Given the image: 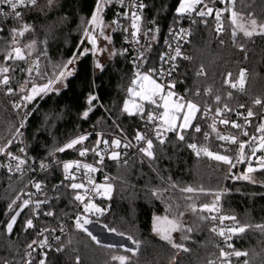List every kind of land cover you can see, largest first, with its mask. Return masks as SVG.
<instances>
[{"label":"trees","instance_id":"trees-1","mask_svg":"<svg viewBox=\"0 0 264 264\" xmlns=\"http://www.w3.org/2000/svg\"><path fill=\"white\" fill-rule=\"evenodd\" d=\"M181 2L150 0L144 11L140 46L150 68L160 65L165 50L164 39L182 21L183 15L177 14ZM96 4L97 0H55L49 8L46 0H38L37 6L25 10L20 20L3 25L0 66L15 69L8 75L11 86L17 88L13 95L19 99L23 95L19 87L24 86L26 81L29 82L28 88L32 82H47L37 77L35 71L31 76L28 74L27 69L37 59L40 69L51 75L60 70V65L76 56L72 63L73 74L61 91L49 92L30 103L24 102L27 106L23 107V113L29 117V149L38 159H56L60 163L74 159L78 157L79 150L97 149L102 141L110 139V133L118 132V128L133 136L141 127L139 114L130 116L123 110L136 75L132 72V61L126 54L122 23L117 20L114 10L109 9L102 22L113 30L112 44L116 53L99 71L96 70L91 46L84 39V28L91 20ZM220 8L223 9L220 28L216 26V16L205 23L197 22L183 54L191 59L185 60L183 56L179 59L175 85L188 92L201 106L224 107L227 104L233 112L251 109L261 115L264 113V32H253L251 36H246L244 32L252 29V19L257 21V27L264 24V0H235L234 5L228 0ZM233 10L238 13L235 23L231 15ZM25 23L31 25L32 30L20 37L19 46L27 62L5 61V55L11 50L10 30L21 28ZM33 41L35 45L29 49L27 45ZM83 48H88L89 52L80 55ZM201 67L204 75L197 76L196 72ZM242 70L245 76L241 90L239 78ZM230 83H236L237 87H231ZM209 90L211 95L207 94ZM217 95L221 97L219 105L215 100ZM89 96L96 97L91 106ZM256 99L261 100L260 105L255 104ZM85 111H89L87 118L83 116ZM201 121V113H198L194 124ZM17 127L16 117L0 96V147L8 143ZM216 133H212L210 140H204L201 134L189 130L185 141H179L175 133L163 144H154L155 158H149L146 165L136 162L126 167H111L112 196L97 203L105 211L104 217L96 223L99 227L97 230L102 233V230L109 232L108 228H115L125 235L109 233L126 239L131 236L138 244L137 247L129 240L134 246L135 255L125 251V247L98 245L76 225L70 224L68 234L48 255L46 264H77V258L79 264H121L119 260H113V256L128 257L126 264H218L216 236L211 230L212 212H201L200 208L203 204L211 206L215 193L221 190L227 191L224 196L225 212L242 225L252 226L232 240V249L247 253L232 264H245V261L247 264H264V233L255 227L264 225V172L251 176L255 182L235 179L228 175L227 165L203 153L197 156L187 147L188 143H197L198 147L206 145L212 151L222 152V143L216 139ZM81 135L89 136V139L75 149L55 151L58 146ZM98 141L101 142L98 144ZM60 163L54 164L43 176L47 194L65 173L63 163ZM246 164L240 165L234 175L245 174ZM25 182L0 175V264H20L31 248L33 232L26 225L31 217L29 209L20 212L11 233L6 227L11 216L19 209L18 205L22 204ZM185 187H192L196 191H181ZM56 194L51 204L45 207L47 212L54 213L52 223L75 211L76 193L73 190L63 187ZM17 196L22 199L10 211L9 205ZM192 204L197 207L195 213L190 209ZM201 216L207 219H201ZM156 217L181 222L183 231H174L171 236L175 243H182L188 248L187 252L173 248L153 230ZM189 228L191 232L187 231ZM184 236L188 238L184 239Z\"/></svg>","mask_w":264,"mask_h":264},{"label":"snow or ice","instance_id":"snow-or-ice-1","mask_svg":"<svg viewBox=\"0 0 264 264\" xmlns=\"http://www.w3.org/2000/svg\"><path fill=\"white\" fill-rule=\"evenodd\" d=\"M107 0H97L96 4V12L91 17V20L88 21V24L94 25L99 27L101 25V20L99 17V13L102 10V7L104 3H106ZM202 0H182L180 7L177 9L180 13L189 12L193 9L194 5L197 3H201ZM230 3L234 5L235 0H229ZM47 6L51 8L55 0H46ZM38 4V0H0V6L7 5L8 8H10L11 12H5L2 8H0V13H2L4 16H14L16 19H21L22 14L17 9L19 7H29V8H35ZM139 7H143V5H139ZM213 12L212 8H208L207 12L200 11L198 14L201 16L211 14ZM220 12H216V18L217 20L220 19ZM233 17V23H235V20L238 16V13L236 11H232L231 13ZM139 19L133 13V23L132 27L133 29H137L136 20ZM113 23H116L115 21ZM251 25L253 28L257 27V21L255 19L251 20ZM261 29H264V24L259 25ZM32 30L31 25L25 23L22 25L21 28H13L11 29V50L7 52L4 59L5 61H25L26 56L23 52V49L19 46V40L18 37H23L25 32ZM138 30V29H137ZM2 31V29H0ZM183 31V30H181ZM244 34L246 36H251V31H245ZM84 35L87 37L88 42L93 45V49H95L96 46V38L90 34L89 28H84ZM101 35H103V28L101 27ZM132 35L136 36V31L132 33ZM235 35V33H233ZM105 39H108L107 36H105ZM35 45V41H33L31 44L27 45L29 49H31ZM89 52L88 48H83L82 51L79 53L80 55H85ZM30 54V53H29ZM182 52L179 45L175 48V56H169L168 59L171 61L176 60L177 57H181ZM185 60L191 59L188 56L182 57ZM76 59V56L74 55L73 58L69 59L65 64H62L59 66V71L55 74H49L45 70H41L39 67V60L37 59L35 63L27 69L29 76L32 75V72L35 71L36 76L40 77L42 79H45L47 82L38 84L35 82L31 83V87L28 88L27 84L28 81L25 82L24 86L19 87V92L23 93L21 96L22 102H32L37 97H42L43 95H47L49 92L55 91L54 85L59 83L61 80L65 79L66 76H71L73 74L72 71L68 70V65H71L74 60ZM163 60L164 57H161ZM97 67H101L99 64H97ZM15 69L9 68L8 66H0V86H4L6 88L7 95H12L17 91L16 87L11 86L10 84V76L8 73L10 71H14ZM23 70V69H22ZM176 70V65L173 64L170 69L168 70L167 75H171L173 71ZM156 74V69H150L147 73L141 74L137 73V77L139 80V85L137 89H129V92L132 93L139 101L142 103H133L131 106L128 102H125L124 105V111L128 113L129 115H137L140 114L143 116L144 113V104L147 103L149 105L154 106V109H162L158 114L155 111L149 112L147 114V121L152 122L155 120H159L160 124L154 128V134L155 139L158 140L161 144L164 143V139L162 138V135L164 132H174L176 133V137L179 141H185L186 140V133L189 129L192 130L194 133H201V127L199 124H194L193 121L197 119V113H201L204 117H207L208 113L211 111V108H205L203 111L201 107L194 102L193 100H185L182 97L178 98L177 101H172V97L175 96V93L171 91L172 88L175 87V82H170L167 85L163 83L157 82V79L153 78V75ZM165 73L163 70L160 71L159 77L163 78ZM197 76L204 75L203 67L199 71L196 72ZM231 74H229L230 77ZM245 73L242 70L240 73L239 78V86L241 90L243 89V81H244ZM133 84H137V81L134 80ZM230 86L233 88L237 87L236 83H230ZM167 87V91H165ZM208 95H211V90L208 91ZM196 95H199L197 93ZM230 95V94H229ZM95 96H89L88 103L91 106L92 101L95 100ZM215 100L217 102V105H219V102L221 101V97L217 95L215 97ZM255 104L260 105L261 100L256 99ZM21 106L26 107V104L16 103L13 105L15 108H20ZM243 107V106H241ZM135 109V111H133ZM89 111H91V107H89ZM89 111H85L83 113V116L85 118L88 117ZM231 109L228 108V105L225 104L223 108L217 106L215 108V114L217 117H222L224 113L230 112ZM27 115V114H26ZM255 114L251 109L247 112V117H245L246 124H250L251 122L247 119L248 117H252ZM216 123L217 121L215 118H213V122L211 124L212 130L216 131ZM220 124L223 125H230L231 128L237 129V133L233 134H221L219 132L216 133V139L219 141L225 142V144L220 145L221 151H212L210 148L206 145H201L198 147L197 143H188L187 147L192 149L197 156H200L202 153L218 162H221L224 165H227L229 167V173L228 175L232 176L235 179H244V180H250L252 182H255L252 180V177L249 175L251 173H255L257 171L264 172V123H261L256 131L260 134L259 137L253 135L248 141H242L239 139V136H249V133L244 125H241L235 121H230L227 118H221L219 120ZM23 121L21 122L20 127H23ZM205 140L208 139L209 134L207 132L203 133ZM87 139V136L81 135L77 138L71 139L69 142L65 143L63 146H58L55 151L57 152H65L68 149H75L77 145H80ZM135 139L137 142L143 141L146 144V147H141L139 149L140 152H142L145 156L154 159V153H153V140L150 138H147L145 134L137 133L135 136ZM101 141H98L99 144ZM105 145L108 144V141H102ZM120 140L116 139L112 141L113 146L119 147L120 146ZM12 144V141H8V144L4 147H0V154H6L10 161H16L15 164V171L22 173L24 169L22 168V165H25L27 163L26 160L20 158L19 156L14 155L11 151H8L7 148ZM131 144H126L125 147H131ZM235 146V147H231ZM247 149V151H246ZM19 151L23 152L24 149H20ZM89 149L84 148L83 150H79L80 156H85ZM92 151H95L93 149ZM261 153V155L257 156V153ZM223 153V154H222ZM234 153V154H233ZM96 155H100L99 152H96ZM119 156V153L113 152L111 158L117 159ZM253 159L256 160L257 167L253 166ZM235 161V163H234ZM100 162H103V157H100ZM247 162V169L246 174L236 176L233 173H231V169H234L236 167V164L238 163H245ZM0 167H3V165H0ZM40 167L42 169H45L48 167V165H45L41 163ZM75 168L76 171H79L81 168L86 169V179H87V185L83 182H76L77 177L71 173L69 170ZM63 169L65 172V179L72 181L68 187H70L71 190H73L76 194L74 196L75 201H79L81 204H83V212L84 213H99L103 214L104 209L98 207L95 203L92 202L90 198V194L93 192H96L99 194V190L101 188V185H96L93 182V179L90 175V173L97 171L96 168H94L92 165L89 164H81L79 161L72 162V163H64ZM8 170L12 171L11 164L8 165ZM32 186L37 190V192L41 191V183L40 182H32ZM104 187V194L110 198V192L112 186L110 184L103 186ZM79 190H83V195L80 194ZM183 192L193 193L196 191V189H193L192 187H185L181 189ZM201 192H203V189H200ZM154 195L156 193H153ZM29 197H31L32 193H28ZM87 198V203H85V200ZM219 194L216 196V200H219ZM22 198L20 196H17L15 200L12 201V203L9 205V210H13V205H16V201L21 200ZM47 201H40L36 200L34 203V209L39 211L41 204L46 203ZM31 203L30 199H23L22 204L18 205L19 211H16L14 215L11 216L10 221L7 223V231L8 233H11L13 230V226L16 223L17 216H19L20 212L24 210V208H27L29 204ZM215 203V202H214ZM190 209L192 212L197 211V207L195 204L190 205ZM200 211H208L213 212L215 211L214 206H210L209 204H203L200 208ZM45 215L52 216L54 213L52 211H48L44 213ZM183 215V213H181ZM201 219H207L206 217L201 216ZM212 220H216V216L211 217ZM219 219L221 221L225 219H232L233 221L236 220L235 217H228V216H220ZM76 227L77 229L85 232L96 244L100 245L101 241L97 238L96 235H94L87 227L86 225L92 223L91 220L88 219L87 216H81L77 215L75 219ZM26 225L28 228L33 227V221L32 219H28L26 221ZM107 228V225H105ZM251 225L244 226L240 225L239 223H236L235 226H232L228 229L229 232L236 234V233H244L246 229L251 228ZM256 229L264 233V225H256ZM153 230L157 232L161 239L168 241L169 244L172 245L173 248H176L178 250H183L185 252L188 251V248L184 247L182 243H175L172 239L171 233L174 231H183L182 224L180 221L176 219H169L168 217H156L155 223L153 226ZM213 232H216V228L211 229ZM109 232L115 233L119 236H124L125 234L122 232H117L115 228H108ZM188 232H191L192 229H187ZM40 235H43V231H41ZM219 235L225 236L224 230H220ZM184 239H187V236L183 237ZM128 240H131L133 244H137L135 240L132 239L131 236L127 237ZM226 239H231L230 236H226ZM33 243H36L33 241ZM103 247L107 248H113V247H124L123 245H117V244H103ZM31 247V245H29ZM138 247V244H137ZM228 248H232L231 244L227 245ZM58 251L60 249H57ZM125 251L132 252L133 255L136 254L135 250L132 248L125 247ZM230 255H235L236 257L245 256L247 253L241 252L238 250L233 249L231 253L225 252L223 249L220 251V257L223 258L222 264H230V261H228V257ZM113 260H119L121 264H126L128 257L126 256H113ZM40 264H45L44 260L40 261ZM77 264H79V258H77ZM210 264H214V262H210ZM245 264H247V261H245Z\"/></svg>","mask_w":264,"mask_h":264},{"label":"built area","instance_id":"built-area-1","mask_svg":"<svg viewBox=\"0 0 264 264\" xmlns=\"http://www.w3.org/2000/svg\"><path fill=\"white\" fill-rule=\"evenodd\" d=\"M228 0H202L201 3H198L194 8L192 12L187 13L186 15H183L181 23L174 29H172L169 34L164 39V47L165 50L163 52L162 57L164 59H161V63L156 69V74L153 75L154 79H157V82L163 83L167 85L170 82H174V76L177 72V66L179 59L183 56L184 51L186 47L188 46L193 33L195 26L198 21H202L203 23L207 22L208 19L212 18L213 16H216V12L219 11L220 14H223V9L220 8L221 5L225 4ZM150 0H107L106 3H104L101 12L99 13V17L102 19L104 17L109 9H113L116 18L118 21L122 23L123 26V40L127 46V55L130 57L133 69V74L137 75V73H147L150 69L149 67V61L144 56V53L140 46V26L144 19V11L148 5ZM139 5H143V7H139ZM0 8L3 9L5 12H11L12 10L8 8L7 5L0 6ZM208 8H212L213 12L208 15L201 16L198 13L200 11L207 12ZM30 9L29 7H19L17 10L23 14L25 10ZM96 12V9H95ZM94 12V13H95ZM133 13L139 19L136 20L137 29H133L132 23H133ZM221 15L220 19L216 20V26L218 28L221 27ZM20 20V19H19ZM18 21V19L14 18V16L6 17L2 13H0V29L3 31V25ZM90 34H94L95 26L94 25H88ZM183 30V31H181ZM2 31H0V37L2 35ZM136 31V36L134 37L132 33ZM177 45L180 46L182 56L177 57L176 60L171 61L168 59L169 56H175V48ZM175 64L176 70L172 72L171 75H167L168 70L170 67ZM163 70L165 75L163 78L159 77L160 71ZM167 87L165 91H167ZM172 92L175 93L176 99L183 98L185 100H193L196 102L193 98L190 97L188 92H184L180 90L179 88L175 87L171 89ZM6 88L4 86H0V96L2 99L8 104L10 110L16 117L18 127L13 135V137L9 140L12 141V144L7 148L8 151H11L14 155L19 156L20 158L27 161L25 165H22V168L24 171L22 173L15 171V164L16 161H10L6 154H0V165H3V167H0V175H5L9 177H13L19 180H26L24 184V188L22 191V198L23 199H30L31 203L27 208H24V210L29 209L31 213L30 219L33 221V241L36 243L31 244L30 250L26 253L23 261L20 264H40L41 260L45 261L48 255L57 247V245L62 241V239L68 234L69 232V225L75 223V219L77 215L81 216H87L89 220L92 221V223H97L102 217L105 215V211L103 214L99 213H84L83 212V204H81L79 201H74V213L70 216H67L63 218L62 220H59L58 222H51L52 216L45 215L47 211L45 210V207L49 206L51 204V201L57 196V192L60 191L61 188H69L70 183L72 181L65 179V173L62 176V179L54 184L49 191V194L45 192L44 189V180L43 176L46 175L53 167L54 164L60 163V161L55 160H41L33 156L29 149V142H28V135H27V122H28V115H24L23 113V107L15 108L13 107L16 103H21L22 105L25 104L21 101V99L15 97L12 95H7ZM197 103V102H196ZM198 104V103H197ZM199 105V104H198ZM202 111L207 107L211 108V111L208 113L207 117H204L201 112V123L199 124L201 127V134L202 138L205 140L203 133L207 132L209 134V137L207 140H210L212 138V133L214 132L211 128V124L213 122V118L217 121L216 123V131L215 132H222L223 134H233L237 133V129L231 128L230 125H223L219 123V120L221 118H227L230 121H235L241 125H244L249 133V136H239V139L242 141H248L251 136L255 135L259 137V133L256 131L257 127L264 123V113L261 115H257L254 112V116L248 117L247 119L251 122L250 124H246L245 117H247L248 111L238 110L233 112L232 110L230 112L224 113L222 117H217L215 114V108L213 106H201ZM223 108V107H221ZM155 111L157 114L162 111V109H154V106L152 105H145L144 106V113L143 116L140 115L142 118L141 127L136 130V134L139 132L141 134H145L147 138H150L153 140V146L155 143H160L158 140L155 139L154 134V128L160 124L159 120H155L152 122L147 121V114L149 112ZM23 121V127H20L21 122ZM135 135L131 136L125 131H123L121 128H118V132L110 133V139H108V144L105 145L102 143L100 146H98L95 151H92L93 149H89L87 154L85 156H80L74 158V159H68L64 160V162L61 163H72L79 161L81 164H89L92 165L94 168L97 169V171L90 173L94 184L101 185V188L99 190V194L96 192H93L90 194V198L93 203L97 205L98 201L101 200H107L109 199L108 196L104 194V187L105 185L110 184L112 180V171L111 167H126L132 163H139L140 165L144 166L148 163L149 157L145 156L142 152L139 151L141 147H146V144L143 141L137 142L135 139ZM174 132H164L162 135V138L164 139V142L171 139L174 135ZM119 139L120 140V146L115 147L112 144L113 140ZM222 144H225V142L221 141ZM8 144V143H7ZM6 144V145H7ZM126 144H131V147H125ZM5 145V146H6ZM235 147V146H233ZM24 149L23 152L19 151L20 149ZM247 151V149H246ZM96 152H99L100 155H96ZM117 152L119 153V156L117 159H112V153ZM234 154V153H233ZM103 157V162H100V157ZM201 156V155H200ZM41 163L48 165L47 168L42 169L40 167ZM60 163V164H61ZM235 163V161H234ZM11 164L12 171L8 170V165ZM241 165V163L236 164V167L234 169H231V173H235V171L238 169V167ZM71 173H73L77 180L76 182L80 183L83 182L87 185V179L85 176L86 169L81 168L79 171H76L75 168L69 170ZM231 179V177H230ZM32 182H40L41 183V191L37 192V190L32 186ZM71 190V189H70ZM80 194L83 195V190H79ZM28 193H32L31 197H29ZM219 194V200H216V197L212 200L211 206H214L215 211L212 212V216H216V220H212V228H216L217 231L213 232L216 236V245L218 249V264H222L223 258L220 257V251L223 249L225 252L231 253L233 251L232 248H228L227 245H232V240L236 238L241 233L233 234L228 231V229L232 226H235L236 223H239L242 225L237 219L233 221L232 219H225L221 221L219 219L220 216H228L233 217L232 215H229L224 210V196L227 194L226 190H221L219 192L215 193V196ZM110 197L112 194H109ZM36 200L40 201H47L46 203L41 204L40 209L37 213V211L34 209V203ZM215 202V203H214ZM85 203H87V198L85 200ZM208 212V211H207ZM89 230L92 229V227L86 226ZM224 230L225 236L219 235L220 230ZM41 231H43V235H40ZM226 236H230L231 239H226ZM233 247V245H232ZM243 256L236 257L235 255H230L227 259L230 261V264H232L235 260L241 259Z\"/></svg>","mask_w":264,"mask_h":264},{"label":"rangeland","instance_id":"rangeland-1","mask_svg":"<svg viewBox=\"0 0 264 264\" xmlns=\"http://www.w3.org/2000/svg\"><path fill=\"white\" fill-rule=\"evenodd\" d=\"M197 4H195L194 7ZM179 7H180V5H179ZM192 11H193V9L191 11H189V12H192ZM189 12H185V13L182 14V13H180V12L177 11V14H179V15H186ZM100 20L102 22V19L101 18H100ZM101 27L103 28V35H101ZM87 28H88V26H87ZM250 31L252 33L253 32H255V33L256 32H260V31L264 32V29H261L259 27H255V28L252 27V29H250ZM112 34H113L112 28H110L107 25H104L103 22L101 23V25L99 27L95 26L94 34L91 33V35L96 38V46H95V49H93V45L88 42L87 37H85V35H84V39L91 46V53L94 56L95 65H96V70L97 71H99L103 67V65L106 64L114 56V54L116 53V51H115V49L113 47V44H112ZM105 36H107L108 39H105ZM18 40H19V44H20V40H21L20 37H18ZM97 64H99L101 67H97ZM73 67H74V64L69 65L68 70H70V71L73 70ZM141 74H144V73H141ZM68 77H70V76H66L65 79L61 80L59 83H57V84L54 85V88L56 89L55 91H58L59 92V91H61L65 87L66 80L68 79ZM134 80L137 81V84H135V85L133 84V81ZM133 81H132V85L130 86V88L137 89L138 88V85H139V80H138L137 75L134 77ZM172 101H177L176 95L172 97ZM126 102H128L130 106L133 103H142L141 101H139L137 99V97H135L130 92H129V96H128V99L126 100ZM124 105H125V103H124ZM145 105H147V103H145L144 106ZM133 111H135V109H133ZM130 116H136V115H130ZM197 116H198V113H197ZM195 121L196 120H194L193 123H195ZM189 130H191V129H189ZM259 155H261V153L258 152L257 153V156H259ZM252 163H253V166L254 167H257L258 166L255 159H253ZM247 166L248 165L246 164L245 174H246ZM257 172H260V171H257ZM257 172L251 173L249 175L250 176H254ZM252 180L255 181V179H252ZM110 194H112V191L110 192ZM16 211H19V209H17ZM17 219H18V216H17ZM86 226L92 227V229L90 231L94 235L97 236V238L101 241V244H117V245H123L124 247H127V248L134 249L133 244L128 239L122 238V237L121 238L120 237H116L113 234H110L109 232L103 231L102 229H101L102 230V233L100 231H98L97 229H99V227L97 226L96 223H90V224H88ZM99 233H101V234H99Z\"/></svg>","mask_w":264,"mask_h":264},{"label":"water","instance_id":"water-1","mask_svg":"<svg viewBox=\"0 0 264 264\" xmlns=\"http://www.w3.org/2000/svg\"><path fill=\"white\" fill-rule=\"evenodd\" d=\"M88 139H89V136H87V139H86L85 141H83V143L86 142ZM77 146H78V145H77ZM77 146H76V147H77ZM68 150H69V149H68ZM66 151H67V150H66ZM245 164H246V162H245V163H241V165H245Z\"/></svg>","mask_w":264,"mask_h":264}]
</instances>
